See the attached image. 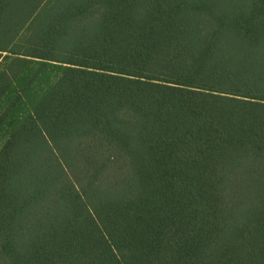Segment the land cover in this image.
I'll use <instances>...</instances> for the list:
<instances>
[{
  "label": "trees",
  "instance_id": "16d2710c",
  "mask_svg": "<svg viewBox=\"0 0 264 264\" xmlns=\"http://www.w3.org/2000/svg\"><path fill=\"white\" fill-rule=\"evenodd\" d=\"M1 60L0 264H264V0H0Z\"/></svg>",
  "mask_w": 264,
  "mask_h": 264
},
{
  "label": "rangeland",
  "instance_id": "374dc122",
  "mask_svg": "<svg viewBox=\"0 0 264 264\" xmlns=\"http://www.w3.org/2000/svg\"><path fill=\"white\" fill-rule=\"evenodd\" d=\"M3 63H4L3 60H1V61H0V69H1L2 66H3ZM254 200H255V199H254Z\"/></svg>",
  "mask_w": 264,
  "mask_h": 264
}]
</instances>
